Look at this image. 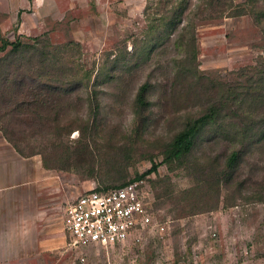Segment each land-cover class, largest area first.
Wrapping results in <instances>:
<instances>
[{
  "label": "rangeland",
  "instance_id": "obj_1",
  "mask_svg": "<svg viewBox=\"0 0 264 264\" xmlns=\"http://www.w3.org/2000/svg\"><path fill=\"white\" fill-rule=\"evenodd\" d=\"M187 1L174 31L161 26L151 32L163 14L158 10L171 9L172 2L0 0L3 37L70 44L60 56L74 62L79 76L88 72L92 79L71 98L70 118L82 119L78 128L54 146L36 136L31 141L42 154L19 160L25 173L11 197L19 202V218L9 222L24 224L28 236L0 241V264H264V22L238 13L262 3ZM191 24L194 57L180 39ZM116 58L123 81L97 86L100 111L94 121L89 100L95 76L107 75ZM145 81L153 87L143 124L134 103ZM219 102L225 105L222 116L193 152L180 163H166L175 135ZM78 147L87 150L86 160L74 155ZM238 149V166L227 175L228 159ZM155 163L157 171L142 178L155 219L166 226L163 233L153 229L109 247L69 245L64 217L76 198L92 188L135 181Z\"/></svg>",
  "mask_w": 264,
  "mask_h": 264
},
{
  "label": "trees",
  "instance_id": "obj_2",
  "mask_svg": "<svg viewBox=\"0 0 264 264\" xmlns=\"http://www.w3.org/2000/svg\"><path fill=\"white\" fill-rule=\"evenodd\" d=\"M255 1L257 3L261 1V6L254 5L250 11L242 9L238 13L249 12L260 24L264 22V0ZM171 2V9L164 7L163 11L158 10L163 14L154 25H151V32L158 31L161 26L169 27L171 31L176 29V23L180 21L187 9L188 1L167 0V3ZM212 2L213 0L210 3ZM149 9L151 7H148L147 11ZM192 28V24L191 28H184L185 33L180 35V39L181 45L186 46L188 54L191 52V57H194L197 40ZM188 34L191 38L186 42ZM42 39L38 37L32 39L33 42H26L18 36L14 41L3 37L0 29V54H3L0 58V131L13 148L25 158L42 154L34 146L33 140L31 141L36 136L42 135L54 146L58 141L61 143L64 136L70 135L72 130L78 128L76 122H82V119L77 117L74 122L73 118H70L71 108L74 105L71 98L75 95V90L82 87L89 88L92 81L88 72L84 76H79L74 62L65 56H60L67 55L70 44L53 46L51 42ZM150 40L152 41L151 38ZM150 52L145 53L146 58L150 57ZM109 63V73L106 75L101 71L98 72L92 85L89 104L95 113L94 121L98 119L100 111L97 86L106 81H123V77L116 72L120 67L121 58H116ZM139 65L138 62L135 66ZM104 68L105 66L102 70ZM152 87L150 81H145L139 86L135 96V114L143 124L148 119L146 113L151 106L148 96ZM261 90L263 93L260 95V100L264 105V86ZM223 108L225 105L221 102L212 104L204 114L189 121L169 144L165 151V162L180 163L191 154L207 127L222 116ZM261 121L264 123V115ZM74 155L79 160H86L88 157L87 150L80 147L75 150ZM241 156L240 149L232 152L224 169L225 174H231L237 168ZM157 169L158 164L155 163L145 174L137 175L132 180L141 179L147 174L156 172ZM130 182L132 181L129 180L111 188L98 187L97 189L107 191Z\"/></svg>",
  "mask_w": 264,
  "mask_h": 264
},
{
  "label": "built area",
  "instance_id": "obj_3",
  "mask_svg": "<svg viewBox=\"0 0 264 264\" xmlns=\"http://www.w3.org/2000/svg\"><path fill=\"white\" fill-rule=\"evenodd\" d=\"M150 199V189L143 178L107 191H86L65 213L69 245L109 247L139 240L153 229L163 233L166 226L155 219ZM81 260L85 261V257Z\"/></svg>",
  "mask_w": 264,
  "mask_h": 264
},
{
  "label": "crops",
  "instance_id": "obj_4",
  "mask_svg": "<svg viewBox=\"0 0 264 264\" xmlns=\"http://www.w3.org/2000/svg\"><path fill=\"white\" fill-rule=\"evenodd\" d=\"M22 158L0 131V241H20L28 236L26 226H22L24 224L13 220L10 225L9 222L11 217L19 218V202L11 200V197H15L19 191L21 184L18 179L25 173L19 161ZM23 159L26 160L25 157ZM4 196L8 199H4Z\"/></svg>",
  "mask_w": 264,
  "mask_h": 264
}]
</instances>
